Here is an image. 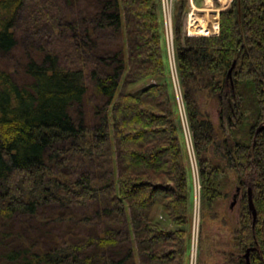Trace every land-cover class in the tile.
Segmentation results:
<instances>
[{"label": "trees", "instance_id": "1", "mask_svg": "<svg viewBox=\"0 0 264 264\" xmlns=\"http://www.w3.org/2000/svg\"><path fill=\"white\" fill-rule=\"evenodd\" d=\"M187 4L173 43L202 212L235 176L236 247L264 264V0H235L217 34L199 35L182 32ZM159 5L0 0V264H187L192 185Z\"/></svg>", "mask_w": 264, "mask_h": 264}, {"label": "rangeland", "instance_id": "2", "mask_svg": "<svg viewBox=\"0 0 264 264\" xmlns=\"http://www.w3.org/2000/svg\"><path fill=\"white\" fill-rule=\"evenodd\" d=\"M176 1L178 0H160V17H161V31L163 46H164V60L166 62V67L169 72V91L173 98V103L176 108V115L180 119L182 136L184 139L185 149L188 168L190 172V179L192 185V194H191V209H190V251L187 264H230L229 255L230 252L233 253L235 263L239 264L241 261L246 263L245 260V250L246 247L239 249L236 247L238 239H236V230L241 226L239 224L240 217V199L244 195V187L238 183V180L235 176L232 175V182L228 187L227 196L220 200L217 205L214 207V210L209 212L204 209L202 212L201 200H200V184H199V173H198V160L196 158L193 143L191 138V133L188 127V122L185 114L184 103L182 99V90L179 83V78L177 74L176 61H175V48H174V18L177 17V11L175 10ZM235 0H227L225 4L221 3L218 0H215L211 7H206L207 4L205 0H188L186 8L182 10L179 14L181 19V29L185 35H199V34H217L219 31L214 33H190L187 30V17L190 11H215L218 13V22L219 14L223 10H227L234 5ZM22 45H20L19 50L16 51L17 57L21 58L23 53L28 51L29 46L27 42V36L24 34L22 39ZM156 83V80L152 77H146L139 82L128 84L125 88H132L131 91H138L142 87L150 84ZM124 85V84H123ZM122 85V86H123ZM121 86V87H122ZM226 89L229 91L230 95L236 99V91L234 86L230 82V77L228 76V82L226 84ZM244 94L248 98V91H245ZM246 102V101H245ZM210 107V114L214 124L218 127L219 121V108L221 107L214 99L206 103L205 106ZM246 107L244 108V118L249 121H254L255 112L252 104L246 102ZM226 113H228L226 111ZM225 113V114H226ZM242 187V189H241ZM239 188V191H238ZM238 193L237 200L234 201L233 196L235 193ZM233 203V206L230 207V203ZM203 213V217H202ZM203 218V220H202ZM209 236V240L204 239L205 236ZM196 249V254L193 259L192 257V245ZM211 244V248L210 247ZM203 247V254H199V248ZM209 249V251H207ZM211 255L208 257L209 254ZM253 254L249 253V260L252 263ZM200 259V261H199ZM239 262V263H238Z\"/></svg>", "mask_w": 264, "mask_h": 264}, {"label": "bare ground", "instance_id": "3", "mask_svg": "<svg viewBox=\"0 0 264 264\" xmlns=\"http://www.w3.org/2000/svg\"><path fill=\"white\" fill-rule=\"evenodd\" d=\"M215 0H205L207 6L211 7ZM225 4L227 0H218ZM219 28L218 13L215 11H190L187 17V30L190 33H214Z\"/></svg>", "mask_w": 264, "mask_h": 264}, {"label": "water", "instance_id": "4", "mask_svg": "<svg viewBox=\"0 0 264 264\" xmlns=\"http://www.w3.org/2000/svg\"><path fill=\"white\" fill-rule=\"evenodd\" d=\"M238 9H240L239 0H238ZM238 191H239V188H238ZM237 196H238V193L236 192V193L234 194V196H233L234 201L237 200ZM248 201H249V206H250V208H251V210H252V212H253V216L255 217V215H256V211H255V208H254V205H253V202H252V196H251V189H250V188H248ZM233 203H234V202H231V203H230V207L233 206ZM254 249H255V247H248V248H246V250H245V254H244V256H245V260H246V263H247V264H251V262H250V260H249V253H250L251 250H254Z\"/></svg>", "mask_w": 264, "mask_h": 264}, {"label": "built area", "instance_id": "5", "mask_svg": "<svg viewBox=\"0 0 264 264\" xmlns=\"http://www.w3.org/2000/svg\"><path fill=\"white\" fill-rule=\"evenodd\" d=\"M192 245V244H191ZM196 249H194V246L192 245V257H191V259H193L194 258V256H195V254H196V251H195Z\"/></svg>", "mask_w": 264, "mask_h": 264}, {"label": "crops", "instance_id": "6", "mask_svg": "<svg viewBox=\"0 0 264 264\" xmlns=\"http://www.w3.org/2000/svg\"><path fill=\"white\" fill-rule=\"evenodd\" d=\"M211 255L209 254L208 257H210Z\"/></svg>", "mask_w": 264, "mask_h": 264}]
</instances>
